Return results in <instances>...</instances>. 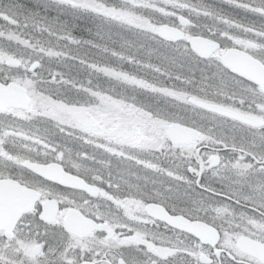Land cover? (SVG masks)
<instances>
[{"label": "snow or ice", "instance_id": "1", "mask_svg": "<svg viewBox=\"0 0 264 264\" xmlns=\"http://www.w3.org/2000/svg\"><path fill=\"white\" fill-rule=\"evenodd\" d=\"M0 264H264V0H0Z\"/></svg>", "mask_w": 264, "mask_h": 264}, {"label": "rangeland", "instance_id": "2", "mask_svg": "<svg viewBox=\"0 0 264 264\" xmlns=\"http://www.w3.org/2000/svg\"><path fill=\"white\" fill-rule=\"evenodd\" d=\"M209 2H212V0H209Z\"/></svg>", "mask_w": 264, "mask_h": 264}]
</instances>
